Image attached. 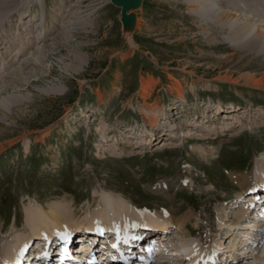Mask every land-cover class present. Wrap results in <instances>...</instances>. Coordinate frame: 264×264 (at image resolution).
<instances>
[{"label":"rangeland","instance_id":"rangeland-1","mask_svg":"<svg viewBox=\"0 0 264 264\" xmlns=\"http://www.w3.org/2000/svg\"><path fill=\"white\" fill-rule=\"evenodd\" d=\"M263 12L264 0H143L126 20L110 0H0V253L31 206L86 228L115 198L127 223L189 217L193 236L167 233L160 264L218 241L217 264H264V200L239 219L249 202L231 177L264 168V26L238 39L234 25Z\"/></svg>","mask_w":264,"mask_h":264},{"label":"bare ground","instance_id":"bare-ground-1","mask_svg":"<svg viewBox=\"0 0 264 264\" xmlns=\"http://www.w3.org/2000/svg\"><path fill=\"white\" fill-rule=\"evenodd\" d=\"M196 2L197 3H203L204 0H196ZM213 9H211V11H209V12H213V14L216 17L222 18L226 14L223 10H221L218 7L213 8ZM197 12L206 13V10L201 8ZM239 20L240 19H237L234 22V25L236 26V37L238 39L246 38V37L250 36L252 33L254 34L255 32L259 31L260 27L264 26V15L260 16L259 19H254V18H250V17L245 16L243 24L238 23ZM261 31L263 32L264 30H261ZM150 90H151V86L147 83L144 84V86H143L144 96H148L150 93ZM224 107H227V106H218L216 109H218V111L220 112V111L225 110ZM228 108L229 107L226 108L227 111L233 110L235 112L234 109H228ZM164 109H166V107L163 106L158 110L162 111ZM240 110H241V108H240ZM154 122L156 125L157 120H155ZM131 132H135L137 134L136 138L141 140V141H145L144 139L148 135V131L146 128H143L142 130L136 131L135 128L132 127ZM170 133H171L170 134L171 136L169 139H167V141L171 142V139L173 138L174 135H173L172 131H170ZM259 168H260V170H259ZM262 168L263 167H258L257 172L254 176H252L248 173H238L235 175H231L232 179L235 182H237L241 187L240 192H239L238 197H237L238 202H239V200H240V203L246 202V201L249 202V205L242 207V210L239 213L240 215L238 216L239 219H243V217L244 218L247 217V215L250 211V208H251L250 206H252V208L254 207V209L261 208V206H259V203H261V199L264 198V168L263 169ZM168 188H171V187H169V185H168ZM245 193H248V194H245ZM247 198H248V200H247ZM221 200L225 201V203H230L233 199L231 197H226L225 199H221ZM254 200L257 201L255 204H254ZM111 201L109 198V201L107 200L106 202H109L111 204V207H115V204H116L117 207L121 208L120 218H118V219L112 218L110 214H96L93 217H88L85 219L86 228H85V226H83L84 224L81 222L71 221L70 223H68L69 222V221H67L69 219V217L67 216L68 214L64 215L65 211L62 212L63 215H62V213L59 214L60 208H58V206L52 208L49 213L45 212V210L43 208H41L39 205L31 206V207L27 208L25 212H26V219H27L26 227L28 229V232L26 234H22L20 236L19 235L15 236V238H14L15 240L12 241V244H10V245H8L2 249V251L0 253V264H5V262H7V260H9V264H37V263H40V261L42 262V260H43V259L41 260V258H39L40 256L44 255L47 252L49 254L53 253V249H52L53 240H51V239L53 237H56L55 235L58 234V236H65V237L68 236V239H71V243H73L74 242V240H73L74 239V232L81 230L83 227L85 229L84 234L90 233V231H92L94 228H97L99 226H102L107 232H122L123 235L133 236V235H137V234H139V232H141L140 234L145 235V239H143V242H147V240H148L147 235L148 234L144 232V227H147L145 225L151 223L150 226H148L149 228H152V229H155L156 231L162 232V234H161L162 237L160 236L159 238L154 239V244H156V243L160 244V246L158 245L159 248L161 247V244H163V242H165L167 240L166 234L169 232L173 233L174 232L173 230H175L176 228L179 227L178 225H181L183 227V229H180L183 236L184 235H185V237H192L193 236L192 231H190L188 229V226H189L188 223H189L190 219L187 216L181 217L178 220H174L173 217L167 216V215L157 216L156 218L154 216L143 217L140 215H139L140 217L138 216V218H136V215H135L136 219H134L133 223H127L124 221L125 220L124 218H126V216L129 214V212H128L129 206L127 204H124L121 199H115L114 198V200H111ZM68 212H66V213H68ZM61 215L63 218L61 217ZM130 215H132V213ZM256 215H258V214H256ZM262 216L263 215H261V217ZM128 217H130V216H128ZM64 218L66 220H63ZM220 218H223V217L220 216ZM64 223H68L69 226H66L67 227L66 228L63 225ZM241 225L242 224L240 221V224H238V226H241ZM142 226H144V227H142ZM68 228H70V229L68 230ZM34 239H37L38 242L43 241V244L41 245V247L38 250L27 249V251H26L27 254L25 256V259L21 260L19 257L20 250L25 248V246H30L31 243L34 244L35 243V242L33 243ZM90 242H91V244H93L94 240L91 239ZM32 244H31L30 248H34L32 246ZM96 244H98V243H96ZM96 244H94V245H96ZM83 245L84 244H82V246ZM223 245L218 241V243H215L212 246V248H210V250L208 249V251H206L205 253H201V252L198 253V251H197V253L193 252L194 254L193 253L187 254L188 259H189V263L190 264H217V263H219V253L218 252L222 251V249L224 248ZM156 246L157 245L153 246L152 243L147 244V249H146V251H144V253L146 252L147 254H142L140 257V259L144 260V263H142V264H160V262L158 260L156 261V259H158V258H156L154 256V254L149 255L150 252H153L154 250H156L158 248ZM190 246L191 245L188 244V242H184L181 247L183 248V250H187L190 248ZM139 249L137 250V248H136V250H134V253H137V251L141 252V248H139ZM178 251H179V249L175 250L174 254L172 253L173 256H179L180 257L182 254L179 253ZM233 251H235V250H233ZM158 252H159V250H158ZM230 256L232 257V254ZM182 257H183V255H182ZM10 259H11V261H10ZM262 259L263 258H261V260ZM99 260H100V262H102L104 264H111L112 263L111 259H110V254L106 250H105V252H103V254H100ZM221 262L224 264H231V263H227L226 258H222ZM41 264H44V263H41ZM255 264H258V261Z\"/></svg>","mask_w":264,"mask_h":264},{"label":"water","instance_id":"water-1","mask_svg":"<svg viewBox=\"0 0 264 264\" xmlns=\"http://www.w3.org/2000/svg\"><path fill=\"white\" fill-rule=\"evenodd\" d=\"M112 4L122 9V14L126 20H133L134 15H127L129 12H134L140 9L143 5V0H110Z\"/></svg>","mask_w":264,"mask_h":264}]
</instances>
